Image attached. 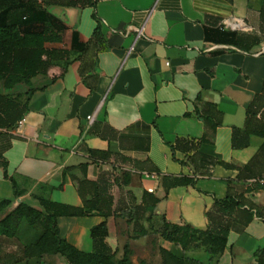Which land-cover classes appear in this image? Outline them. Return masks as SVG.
<instances>
[{"label": "crops", "instance_id": "1", "mask_svg": "<svg viewBox=\"0 0 264 264\" xmlns=\"http://www.w3.org/2000/svg\"><path fill=\"white\" fill-rule=\"evenodd\" d=\"M263 6V0H97L96 8L43 7L50 17L45 48L67 55L30 84L7 89L0 81L1 95L26 106L21 129H0L9 175L0 164V201L12 200V209L24 202L40 210L38 198L83 208L80 182L89 181L95 186L88 185L87 199L96 197L109 216L60 217L61 237L93 253L92 229L106 222L111 254L122 257L129 243L134 264H161L160 248L177 250L159 234L165 223L206 230V213L217 199L226 198L230 187L241 194L254 183L239 184L236 170L216 166L195 186H174L176 177L196 176L189 164L194 152H174L170 144L207 137L200 153L238 167L263 146V138L242 132L247 110L264 88ZM98 25L101 39L92 41ZM208 103L224 114L214 135L197 114ZM90 150L108 155L92 157ZM152 165L159 175L144 176ZM145 193L160 203L140 221L149 234L138 237L130 215ZM247 196L264 208V190ZM20 231L14 239L0 237V264L14 262V249L17 262L69 264L58 256L26 258L23 250L36 241L29 242L31 233L21 238ZM259 239L261 218L235 225L219 264H256Z\"/></svg>", "mask_w": 264, "mask_h": 264}, {"label": "trees", "instance_id": "2", "mask_svg": "<svg viewBox=\"0 0 264 264\" xmlns=\"http://www.w3.org/2000/svg\"><path fill=\"white\" fill-rule=\"evenodd\" d=\"M54 5L96 8L97 0H28L27 3L23 0H0V81L4 82L7 89L21 83L30 84L37 76L46 74L54 60L63 59L67 55L65 52L50 51L45 48L47 37L50 34L47 26L50 17L43 7ZM262 18L264 20V6ZM98 39H101L99 25L92 41ZM254 44H259V41L253 39ZM246 49L249 50V47L247 46ZM25 111L26 106L22 108L15 100L0 94V129L7 131L17 129L18 123L24 119ZM197 114L204 119L212 135L223 125L224 114L215 104H206L202 111L197 109ZM242 132L248 137L258 136L264 139V88L261 94L254 97L249 106ZM236 137L237 132L233 142L235 147H239ZM203 142H209V139L204 137L199 143ZM199 143L179 139L175 145L170 144L174 152L176 150L186 154L194 152L189 158V164L194 168L196 176L194 178L176 177L174 186H195L198 176H211L210 171L216 166L236 170L238 172L236 182L239 184H247L250 181L254 183L245 193L241 194L230 187L226 198L217 199L214 207L206 213L210 223L206 230L196 229L190 225L178 226L165 223L159 234L164 240L171 242L177 250L170 251L160 248L161 264H219L220 257L228 247L230 232L235 225L246 227L255 217L264 221V208L258 207L247 196L254 190H264V144L247 165L238 167L200 153ZM89 153L96 158L108 155V153L94 150H90ZM0 164L4 169L5 177L9 178L8 162L1 155ZM148 173L158 176L159 169L152 165ZM10 180L14 186L15 198H21L23 192L17 190L13 178ZM88 185L95 186L89 181L80 182L79 192L84 203L83 208L70 207L38 198L40 210L24 202L12 209V200L0 201V237L17 238L22 223L26 221L31 227L41 232L38 240L23 250L26 258L40 260L46 257L61 256L69 264H134L133 251L129 243L125 244L122 257L119 258L117 252L111 254L105 243L108 237L106 222L92 229L91 237L95 246L93 253L81 252L61 237L58 227L60 217H86L98 213L108 218L109 214L98 207L96 197L92 200L87 199ZM159 203V198L145 193L143 205L136 207L130 215V222L134 221L135 233L138 237H146L149 234V230L145 229L140 221L147 213H151L152 216ZM149 219L151 220L150 217ZM202 250L205 252L207 261L192 255ZM253 258L256 264H264V247L257 249ZM140 264L148 263L141 261Z\"/></svg>", "mask_w": 264, "mask_h": 264}, {"label": "rangeland", "instance_id": "3", "mask_svg": "<svg viewBox=\"0 0 264 264\" xmlns=\"http://www.w3.org/2000/svg\"><path fill=\"white\" fill-rule=\"evenodd\" d=\"M22 224H23V226H21L22 227L21 231L19 230L20 231V235H22L20 237L21 238L22 237L25 238L26 236H28L31 233L32 236L29 238V242L37 241L39 236H40V234H41V232L39 230H37L36 228L31 227L26 221H24ZM261 235L262 234H260V236ZM32 237H33V239H32ZM258 246L264 247V239H263V241L260 240V239L258 241H255V249L258 248ZM17 251H18V249H14L13 251H10L11 254L9 256V261H14L13 263H10V264H29V262L28 263L17 262V257H16L17 255L15 256V254L18 253ZM192 255H194L195 257H198V259H202L204 261H207V257L205 256L204 250L198 251V252H194ZM58 257L61 259V261L64 260L65 262H67V260L65 258H63L61 256H58ZM49 258H53V257H49ZM30 260H31V258H30ZM221 264H223V260L221 261Z\"/></svg>", "mask_w": 264, "mask_h": 264}, {"label": "built area", "instance_id": "4", "mask_svg": "<svg viewBox=\"0 0 264 264\" xmlns=\"http://www.w3.org/2000/svg\"><path fill=\"white\" fill-rule=\"evenodd\" d=\"M141 36H142V32L139 31V32H138V38H140ZM168 65H169V64H168ZM95 119H96V115H92V116H89V117L87 118L88 123H89L90 125H92V124L94 123ZM25 123H26V119H22V120L18 123L17 129H21V128L24 126ZM144 176L155 178L157 175H156V174L144 173ZM149 192L152 193L153 190H149Z\"/></svg>", "mask_w": 264, "mask_h": 264}]
</instances>
